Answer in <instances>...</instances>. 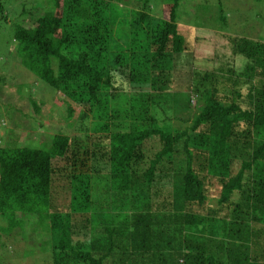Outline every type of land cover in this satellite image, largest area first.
<instances>
[{
	"label": "trees",
	"instance_id": "trees-1",
	"mask_svg": "<svg viewBox=\"0 0 264 264\" xmlns=\"http://www.w3.org/2000/svg\"><path fill=\"white\" fill-rule=\"evenodd\" d=\"M146 1L130 11L126 45L113 39L106 0H49L32 27H13L12 54L64 96L68 120L80 115L71 122L76 136L52 135L43 148L0 141L1 264L5 251L29 255L15 264H39L27 219L36 222L39 253L51 245L52 264H264V41L214 33L222 65L194 74L190 124L174 128L154 111L187 48L181 0L163 6L162 20ZM6 22L0 0V29ZM148 32L147 55L111 60ZM237 57L245 60L238 73ZM148 85L152 92H142Z\"/></svg>",
	"mask_w": 264,
	"mask_h": 264
},
{
	"label": "rangeland",
	"instance_id": "rangeland-1",
	"mask_svg": "<svg viewBox=\"0 0 264 264\" xmlns=\"http://www.w3.org/2000/svg\"><path fill=\"white\" fill-rule=\"evenodd\" d=\"M48 1L3 0L7 15V22L2 23L0 29V141L3 147L9 146L11 143V147L13 148L15 146L37 148L36 145L43 148L50 142L49 137L52 135L58 133L71 137L75 135L71 122L76 117H79L80 111L77 109L74 118L68 120L66 118L67 103L65 102L66 99L64 96L54 91L25 69L19 59L11 52L13 27L20 24L26 28L32 27L35 20L38 17H42L44 13L42 7L45 3H47L45 7L49 6L48 11L52 9L51 3L48 5ZM137 1L106 0L109 5L108 12L111 14L109 16V22L112 24L113 21H116L117 24L115 30L110 27L112 31H115L112 33L114 34L113 39L118 38L120 45H124L127 39L126 36L124 37V34L127 33V29L129 28L130 11L133 13L137 10ZM171 1L147 0L146 3H143V6L145 5V8L150 11L152 18L162 20V8ZM23 10H25L24 13H22ZM112 16L114 20H111ZM220 17H223L224 20L221 21ZM177 25L179 32L187 38V40L185 39L186 52L177 56L178 66L175 81L177 88L171 86L163 96L158 97L157 102L159 103V107L156 108L154 113H157L159 120L170 117V123L174 128L183 129L184 125L187 126L190 124L189 114L194 113V95L189 89L190 83L196 82V76L194 77V74L196 73V75L200 76L205 72H211L212 68L215 72V68H219L222 65L219 61V59H223L224 57L222 56L223 51H220L221 41L215 35L214 40H212L213 34L217 32L218 34L231 37H244L255 41H264V0H181L178 9ZM138 34L141 39H135V42L133 41L128 49L122 48L123 51L116 52L113 50L114 53H111L110 56L111 60L114 61V57L120 55L128 62L131 58V53L147 55L150 50L143 43L145 42L144 39L150 36V32ZM194 38H196L195 41H191ZM215 56L222 58L216 59ZM228 57L227 55L225 60L232 62L233 60ZM244 61V59L237 57V63L239 65L236 62L233 64L236 73L244 65ZM182 65L186 68L193 67L188 72L186 70L181 71L183 74L180 73L181 75H179V69ZM3 79L4 82H2ZM237 88L242 95L246 94L247 90L245 86L240 85ZM106 91L102 93V98L110 93V90ZM122 91L127 95L131 92L130 88L126 87H123ZM141 91L145 93L152 92L149 85L145 88L143 87ZM188 99L189 103L190 99H192L188 109L189 112L185 106ZM67 101L70 105L74 106L69 100ZM122 101L120 98L118 106H124ZM33 103L41 108L37 113L33 108ZM95 121L90 118L91 131L88 130L89 134L94 132ZM77 136H81V139L86 137L85 135L79 134ZM94 193L92 192L91 196L96 194ZM25 222V233L34 244V247L33 245L31 247L39 255L36 263L40 261L39 264H52L53 258L56 255L53 253L51 245L47 247L48 251L44 255H41L38 250L42 246L36 241L38 233V231L35 232L37 230L36 222L33 219H27ZM2 224L0 220V227ZM201 228L199 226V230ZM0 235L1 240L5 241V236L1 231ZM55 236L57 235L54 233L50 241L56 242ZM44 238L41 240L47 241L48 238ZM235 245H240V242L236 241ZM8 247L12 249V252L16 248L14 244ZM5 252L6 264H15L16 260L19 262L29 257V255H24V252L22 254L14 253L15 257L8 256L10 254L9 251ZM1 263L2 261H0Z\"/></svg>",
	"mask_w": 264,
	"mask_h": 264
}]
</instances>
